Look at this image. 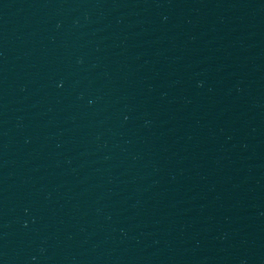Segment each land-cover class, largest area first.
<instances>
[{"label":"water","instance_id":"obj_1","mask_svg":"<svg viewBox=\"0 0 264 264\" xmlns=\"http://www.w3.org/2000/svg\"><path fill=\"white\" fill-rule=\"evenodd\" d=\"M6 0H0V8Z\"/></svg>","mask_w":264,"mask_h":264}]
</instances>
